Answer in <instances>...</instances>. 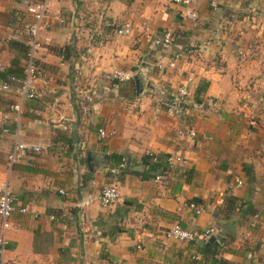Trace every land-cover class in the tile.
Wrapping results in <instances>:
<instances>
[{"label": "crops", "instance_id": "obj_1", "mask_svg": "<svg viewBox=\"0 0 264 264\" xmlns=\"http://www.w3.org/2000/svg\"><path fill=\"white\" fill-rule=\"evenodd\" d=\"M193 9L194 24L154 0H48L38 96L14 112L28 18L0 0V183L25 210L9 219L3 264H213L207 245L225 264H264V0ZM166 31L171 45L154 47L148 36ZM114 70L131 79L115 82ZM189 127L195 138L176 135ZM15 140L47 151L7 169ZM151 157L165 166L149 172ZM104 186L119 195L110 207H75ZM172 226L219 231L199 245L164 238Z\"/></svg>", "mask_w": 264, "mask_h": 264}, {"label": "built area", "instance_id": "obj_2", "mask_svg": "<svg viewBox=\"0 0 264 264\" xmlns=\"http://www.w3.org/2000/svg\"><path fill=\"white\" fill-rule=\"evenodd\" d=\"M47 1L48 0H18V2L23 6L24 12L28 18V21L23 25L24 34H25V52L23 54V64H22V77L18 81L17 87V96L19 103L10 106L9 110L14 112H19L20 103L24 100H33L37 98V91L35 88L36 82L41 78V71L36 65L35 62V52L41 48L42 39L40 37L41 32H44L48 28V21L46 18L47 12ZM156 2H162L164 4H176L183 9L184 17L194 24L197 20V14L193 9V5L198 1L202 0H154ZM208 2L211 9L216 8V0H205ZM264 17V12H263ZM59 23H62L63 20L59 19ZM141 28L144 31L149 29L147 23H142ZM130 33V24L124 23L120 28L115 30L117 36H128ZM173 36L170 32L166 31L162 34L154 37L148 36L151 44L154 47L165 46L168 47L172 43ZM176 58V56H175ZM158 70L163 69L164 67L173 68L174 62H169L165 66L161 64L155 65ZM111 79L117 83L127 82L131 79V75L128 72L121 70H114L111 74ZM187 82H190V78H187ZM8 85L6 82L1 84V89H7ZM188 93L184 86H179L175 89V97L178 103H185ZM2 120V112L0 110V122ZM99 138L104 137L105 134L102 130H98ZM112 135V133H109ZM177 136H184L189 139H193L197 136L196 132L192 127H189L186 132L178 131ZM203 137V135H200ZM47 151L46 146L41 144H32L25 143L15 140L12 143L11 149L6 156V166L7 169L12 166L24 162L28 156L41 154ZM151 163L156 162V157L150 158ZM167 164H180L182 160L179 157L174 158L173 160L166 158ZM153 181L156 183L162 182V175L157 174L153 177ZM239 184V182H237ZM59 194L63 195V192L59 191ZM119 195L114 187L104 186L101 190L94 196H88L81 198L76 203V208L82 210L90 205L96 203L101 208H108L113 203L118 201ZM194 211V214H199L201 210L196 209L192 204L188 205ZM17 211L20 214H23L25 210L23 208L15 209L13 205V200L8 192L6 182L0 183V264H3V253L5 251V238L4 233L8 229L9 219L12 214ZM257 216H252V222L249 226L252 227ZM217 228H208L202 232L195 234L184 229H181L178 226H172L165 229L162 232V235L166 239H170L178 242L193 243V244H205L207 240L216 232Z\"/></svg>", "mask_w": 264, "mask_h": 264}, {"label": "trees", "instance_id": "obj_3", "mask_svg": "<svg viewBox=\"0 0 264 264\" xmlns=\"http://www.w3.org/2000/svg\"><path fill=\"white\" fill-rule=\"evenodd\" d=\"M110 159L111 161L114 163V164H119L120 163V157H116V156H110ZM149 160V159H148ZM159 159L158 157L156 158V162L155 163H149L148 164V171L149 172H152V171H155V170H158L161 166H165L164 165V162L163 163H159ZM221 243H222V240L219 239L218 240V246H221ZM211 249V250H207V249ZM217 249V245H207L206 247H201L200 248V252L201 253H204L205 255H207L209 257V259H211V262L213 264H225L224 262L222 261H219V260H215L213 259L214 256H215V251Z\"/></svg>", "mask_w": 264, "mask_h": 264}, {"label": "water", "instance_id": "obj_4", "mask_svg": "<svg viewBox=\"0 0 264 264\" xmlns=\"http://www.w3.org/2000/svg\"><path fill=\"white\" fill-rule=\"evenodd\" d=\"M213 238L211 237V238H209L208 240H207V242L204 244V245H207V244H209V243H212L213 242Z\"/></svg>", "mask_w": 264, "mask_h": 264}]
</instances>
